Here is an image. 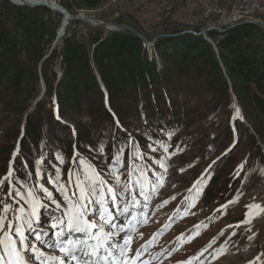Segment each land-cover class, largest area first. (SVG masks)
I'll return each mask as SVG.
<instances>
[{"label":"rangeland","instance_id":"obj_1","mask_svg":"<svg viewBox=\"0 0 264 264\" xmlns=\"http://www.w3.org/2000/svg\"><path fill=\"white\" fill-rule=\"evenodd\" d=\"M7 1L14 4L10 0ZM54 1L60 4V2L72 0ZM75 12L71 13L134 25L136 28L132 27L148 41L153 42L152 45L144 43L146 45L144 51L148 61L155 60V72H158L161 69H168L172 62H164L163 59L167 57H161L157 53L153 47L154 43L176 37V35L183 34L185 30L197 32V30L211 28L222 33L227 28L249 19L264 22V0H101L99 6L94 9L81 8ZM49 18L60 22L58 31L63 16L52 11ZM68 27L74 30L77 38L85 44L88 50L94 46L90 38L95 33L90 28L94 27L83 22L76 23V21H69ZM94 29H100L102 35L110 32L99 27ZM61 40L62 37L55 47L61 45ZM18 58L24 71V82L21 85L23 94L20 95L15 90V95H13L10 88L6 86L0 88V98H2L0 104V177L7 173L12 153L19 143L20 152L13 167L19 165L24 180L27 179L29 183L35 179V160L43 155L45 157L44 166L48 167L50 172H54V165L58 163L55 161L57 153H61L64 159V163L60 165L62 181L66 182L70 168L78 166V163L73 160L74 154L78 153L80 158L94 165L97 171L105 174V179L112 182L113 178L106 174L107 167L111 164L113 155L120 148L124 149L123 167L120 168L121 179L126 180L128 153L134 149L130 151L127 149L129 144L124 145L121 142V137L116 130L119 128L120 131L126 133L128 138L131 140L134 138L135 144L141 146H146L148 143L157 146V142L160 141L170 146L169 153L175 152L176 154L166 159V172L151 164V160L159 158V155H167L163 153V149L156 156L149 151L145 160L137 161V163L146 162L156 171L163 172V186L159 188L148 205L147 215L144 218L146 222L135 227L131 233L129 258L135 256L140 246L151 241L155 232H161L154 250L156 253L162 252L158 256V264H185L190 260L191 264H264V144L249 123L251 116H248V119L243 118L241 114L242 119L250 125L251 129H249L247 124L237 116L236 107H233L230 113L232 97L235 95L230 89H227L226 93L223 92L224 70L212 65H204L201 58L189 60L184 65L175 64L173 68L181 76L174 75L177 77L170 84L174 85L176 90L180 88L176 96L180 103L188 92L184 87L187 84L186 80L191 87L207 90L206 95L202 96V105L197 110L198 117L202 116V120L187 119L186 121L187 113L183 110H176L173 121L160 122L152 119L150 120L152 121L151 127L144 131L139 124L141 120L134 118L129 112L121 118L128 125L125 128L118 126L119 119L115 114H111L114 126L109 129L101 120L95 123L89 118L79 116L75 109L77 103L75 98L69 102L68 112L64 113L63 117L58 112L52 111L53 119L59 124L54 121L48 127L43 122L45 121L43 118L47 119L49 109H55L57 101L54 92H52L50 102L49 99L42 97L38 99L41 79L44 82L39 65L28 61L24 53H21ZM47 75L52 87L59 88L60 85L58 87L57 83L62 77L59 55L49 64ZM115 82H117L116 79ZM44 85L45 92L47 91L45 82ZM127 92L128 90L121 92L119 98H115V103L121 106L122 103L128 102ZM11 95L15 97L13 101H10ZM86 95L95 99L97 92L92 87ZM218 97L222 100L226 99V107L213 110L215 116L209 118L211 125L205 129L207 115L212 111L213 104L219 100ZM38 103L41 108H38ZM92 106L95 110L97 103H92ZM29 121L37 125L28 126ZM186 122L190 125L189 128H185ZM57 124L58 127L65 125L69 127L72 133L71 139L61 140ZM74 124L78 133L85 132L83 144L76 141L77 134ZM94 124L98 126L93 127ZM228 129L231 132L230 137ZM262 129L260 130L264 135V124ZM24 130L26 133H33L35 130V136L30 139L32 142L25 141L23 138ZM247 133L252 134L256 139V145L247 139ZM101 148L102 153L98 151ZM228 154H232L235 160L220 170L214 171L213 166L216 161ZM25 162L28 164V170L33 173L31 179L23 170ZM209 165H211L210 168ZM240 165L243 167L239 170V176H236L235 173ZM201 174L206 178L205 183L198 190L190 192L189 189L193 187ZM46 186L55 197L60 198L52 185L46 184ZM3 191L5 194L8 192L7 183ZM238 194L239 199L235 203L217 212L221 205L234 200ZM165 200L169 202L163 207H158ZM193 203L194 206L189 207ZM247 205H253V207L248 208ZM255 205L260 207L257 208ZM185 209H187V215L184 214ZM245 212L249 213L247 215L249 222L243 224L241 221L245 220ZM171 214L173 217L166 226L167 229L164 230L162 228L164 221L166 222V217ZM221 232L223 235L220 234ZM182 233L185 237L178 241L176 238ZM189 237L192 239L189 240ZM204 249L207 250L203 251ZM201 252L202 255H198Z\"/></svg>","mask_w":264,"mask_h":264},{"label":"trees","instance_id":"obj_2","mask_svg":"<svg viewBox=\"0 0 264 264\" xmlns=\"http://www.w3.org/2000/svg\"><path fill=\"white\" fill-rule=\"evenodd\" d=\"M100 2L101 0H72L60 2V4L68 11L76 13L75 11L81 8L94 9L99 6ZM51 13L52 11L45 6H19L7 0H0V88L4 86L10 88L13 95H15V90L20 95L23 94L21 85L24 82V71L18 56L24 53L28 61L40 65L47 89L42 98L49 99L50 102L52 92H54L57 112L60 116L63 117V114L68 112L69 102L76 98L75 109L79 116L89 118L95 123L101 120L111 129L114 126L111 114H115L119 119V125L125 128L128 125L121 118L130 112L134 118L141 120L140 126L147 131L152 124L150 120L173 121L176 110H183L187 113L186 121L187 119L202 120V116L198 117L197 110L202 105V96L206 95L207 90L191 87L186 80L187 84L184 87L188 92L180 103L176 98L180 88L176 90L174 85H170L177 77L174 75L180 76L173 70L175 64L184 65L189 60L201 58L204 65L208 64L224 70L223 92L226 93L227 89L232 91L236 99L235 105L242 117L249 119L248 116H251L249 123L264 144V135H262L264 28L252 23H241L222 33L211 29L206 32V36L213 40L216 51L202 35L192 33H183L173 38L157 41L153 45L154 49L161 57H167L163 59L164 62H172V65L168 69L155 72L156 62L154 59L148 61L144 51L146 45L128 30L110 31L102 35L100 29L90 28L95 32L90 36L94 46L88 50L85 44L77 38L74 30L66 27L61 45L49 52L60 23L49 18ZM45 16H47L46 19ZM79 22L76 21V23ZM45 55L47 57L42 60ZM57 55L61 57L62 77L57 83L60 87L53 88L47 72L49 64ZM92 87L97 92L95 99L86 95ZM125 90H128V102L120 106L119 103H115V98H119L121 92ZM218 98L219 100L213 104L212 111L207 115L205 129L211 125L209 118L215 116L213 110L226 107V99ZM14 99L15 97L12 96L10 101ZM1 100L2 98H0V104ZM95 102L97 108L94 110L92 103ZM37 105L41 108L39 103ZM53 110L49 109L47 119L43 118L45 120L43 122L48 127L55 121L52 116ZM33 124L36 123L30 121L27 123L28 126ZM94 126L98 125L94 124ZM74 127L77 143L83 144L85 132L78 133L76 125ZM189 127L190 125L186 122L185 128ZM116 131L121 137V142L124 145L129 144L127 149L129 151L134 149L135 142L119 128ZM24 132L25 141L32 142L30 139L35 136V130L33 133H26V130ZM58 132L61 134V140L71 139L72 133L67 125L58 127ZM86 133H88L87 130ZM230 135L229 130L228 136ZM247 139L257 144L252 134L247 133ZM232 156L228 154L220 157L213 166L214 171L220 170L229 162L232 163L235 160ZM14 168L18 170L16 175L24 180L20 166Z\"/></svg>","mask_w":264,"mask_h":264},{"label":"snow or ice","instance_id":"obj_3","mask_svg":"<svg viewBox=\"0 0 264 264\" xmlns=\"http://www.w3.org/2000/svg\"><path fill=\"white\" fill-rule=\"evenodd\" d=\"M236 114L239 115L238 108ZM169 147L160 141L157 146L134 143V151L128 153L126 180L121 179L120 172L124 149H118L107 167L106 174L113 178L112 182L105 179V174L97 171L94 165L80 158L78 153L73 157L78 166L69 169L68 180L64 182L60 167L64 163L63 155H55L58 163L54 165V172L44 166L45 157L41 155L35 160V179L29 183L27 179L18 177V170L13 167L20 152L18 143L7 173L0 177V264H126L129 260L131 264H136L146 246H141L135 256L129 258L131 233L135 227L146 222L144 218L148 205L163 186V172L156 171L146 162L137 161L145 160L149 151L156 156L163 149L167 155H159V158L151 160V164L166 172V159L176 154L169 153ZM98 151L102 153L103 149ZM242 167L238 166L236 176H239ZM23 170L31 179L33 173L28 170L27 162ZM205 180L201 174L189 191L198 190ZM5 183L8 185L6 194L3 191ZM46 184L53 186L59 193V199ZM238 199L239 194L234 200L221 205L217 212L227 209ZM168 202L165 200L158 207ZM192 206L194 203L189 205ZM246 207L252 208L253 205ZM184 214L187 215V209ZM245 215L246 219L241 223L249 222L248 214ZM121 233L124 235L121 236ZM158 234H154L153 240L148 243H154ZM220 234L223 235V232ZM176 239L183 240V233ZM185 264H191V260Z\"/></svg>","mask_w":264,"mask_h":264},{"label":"water","instance_id":"obj_4","mask_svg":"<svg viewBox=\"0 0 264 264\" xmlns=\"http://www.w3.org/2000/svg\"><path fill=\"white\" fill-rule=\"evenodd\" d=\"M10 2H12L16 5H19V6H27V7L45 6V7L49 8L51 11H53L55 13H59L60 15L63 16L60 27L57 31L56 38L53 40L51 47L49 49V52L55 47L58 40L64 35L65 29H66L67 25L69 24V21H80V22H83V23L89 25L90 27H94V28L99 27V28H103L104 30H109V31L128 30V31L132 32L133 34H135L137 37H139L146 45H152V43H153L152 41H148L139 31H137L134 27H132L128 24L117 23L115 21H105V20L95 19L93 17H89V16H86V15H83L80 13L79 14H72L65 7H63L61 4L55 2L54 0H18L17 2L10 0ZM241 23H252V24H256V25L264 28V22L260 21V20H256V19H249V20L243 21ZM210 29L211 28H206V29H203L199 32L185 30L182 33H192L194 35H202L209 43L212 44L213 48L216 51V47H215L213 40L206 36V32H208ZM46 57H47V55H45L42 58V60ZM39 67H40V65H39ZM40 83H41V90H40V93L38 95V99H40L43 96L44 90H45V85H44V82L42 79H41ZM232 99H233V101H232L231 106L235 107V96L232 97ZM238 116L240 117L241 120H243L241 115H240V111H239ZM244 122L247 124L249 129H251L250 125L246 121H244Z\"/></svg>","mask_w":264,"mask_h":264},{"label":"bare ground","instance_id":"obj_5","mask_svg":"<svg viewBox=\"0 0 264 264\" xmlns=\"http://www.w3.org/2000/svg\"><path fill=\"white\" fill-rule=\"evenodd\" d=\"M11 1H14V2H17L18 0H11ZM241 204V203H240ZM254 212V211H253ZM247 212H245V214H246ZM247 214H249V213H247ZM252 215V214H251ZM255 215V214H254ZM245 219H246V216L244 217ZM252 218V217H251ZM241 220V219H240ZM244 224V223H243ZM241 235V234H240ZM238 237V236H237ZM246 248V247H245Z\"/></svg>","mask_w":264,"mask_h":264}]
</instances>
